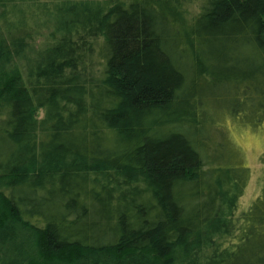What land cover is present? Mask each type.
<instances>
[{"label": "trees", "instance_id": "trees-1", "mask_svg": "<svg viewBox=\"0 0 264 264\" xmlns=\"http://www.w3.org/2000/svg\"><path fill=\"white\" fill-rule=\"evenodd\" d=\"M225 116L264 121V0H0V264H264Z\"/></svg>", "mask_w": 264, "mask_h": 264}, {"label": "rangeland", "instance_id": "rangeland-1", "mask_svg": "<svg viewBox=\"0 0 264 264\" xmlns=\"http://www.w3.org/2000/svg\"><path fill=\"white\" fill-rule=\"evenodd\" d=\"M197 4V2H196ZM197 9L194 5L190 7L193 13ZM37 41V40H36ZM210 106L223 104L216 101H208ZM227 106V104H225ZM223 116L221 115L220 118ZM219 126L215 131V135L209 137V148L219 147L218 152L224 155V163L231 166H247L250 170V176L244 189L243 195L239 199V211L245 210L249 204L255 199L261 189L263 177V164L260 160L261 154L264 153V121H259L256 125H247L246 123H238L237 120L229 116H225L223 122L219 120ZM217 140L223 145L220 147L215 141ZM215 142V143H214ZM227 160V161H226Z\"/></svg>", "mask_w": 264, "mask_h": 264}]
</instances>
